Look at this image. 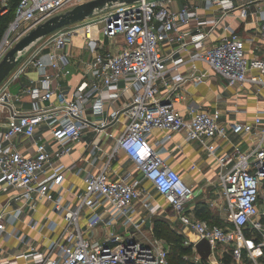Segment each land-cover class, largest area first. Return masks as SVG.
I'll use <instances>...</instances> for the list:
<instances>
[{"label":"built area","instance_id":"1","mask_svg":"<svg viewBox=\"0 0 264 264\" xmlns=\"http://www.w3.org/2000/svg\"><path fill=\"white\" fill-rule=\"evenodd\" d=\"M87 1L19 0L2 35L0 60L31 28ZM9 2L0 0V15ZM205 2H115L52 33L47 52L39 48L27 55L32 46L23 52L26 59L10 74L16 80L30 66L38 71V85L27 88L30 108L15 106L8 86L0 89L5 124L0 129V193L8 196L0 206V237L16 239V252L1 257L0 264H175L165 241L144 228L153 214L154 194L166 199L185 234L196 235L194 241L185 237L184 244L194 248L201 239L210 242L209 261L225 264L221 257L228 252L235 264L246 258L264 264V56L249 58L247 41L228 24L223 25L228 35L213 44L208 40L230 14L252 18L264 40V0ZM79 33L92 58L68 94L53 86L70 73L68 54L57 49ZM105 39H120L118 49L103 50ZM198 63L207 69L198 70ZM186 64L189 71L181 73ZM211 72L227 87L248 84L254 91L259 106L250 121L228 118L218 107L189 108L188 116L175 109L181 86L188 81L199 85ZM126 96L128 101L115 106ZM119 123L115 150H123L135 170L113 175V153L93 170L102 150L98 136ZM155 130L164 134L152 144ZM87 132L94 136L84 141ZM175 133L200 144L216 164L214 184L221 200L216 207L227 212L222 225L188 211L195 191L162 155ZM80 142L89 150L84 163L66 164ZM70 172L82 173L80 190L66 186ZM39 202L58 218L33 217ZM21 220L39 238L17 228Z\"/></svg>","mask_w":264,"mask_h":264},{"label":"crops","instance_id":"2","mask_svg":"<svg viewBox=\"0 0 264 264\" xmlns=\"http://www.w3.org/2000/svg\"><path fill=\"white\" fill-rule=\"evenodd\" d=\"M202 12L204 13V16L207 15V10H203ZM225 24H228L232 30L239 32L240 35L247 41V56L249 58L264 56V52H258L260 50L259 45L264 44V40L258 33L257 24L250 17L247 18V20H242L238 19L236 15L230 14L226 16L224 22L209 36L208 40L211 44L219 41V39L229 34L230 30H224L223 28V25L225 26ZM49 40L50 37L44 40L42 47L40 48L41 52H47L52 49V45ZM120 42V39L112 43L105 39L103 50H117V44ZM63 50L68 54L70 73L60 75L53 81V86H57L59 89L64 90L68 94H73L76 85L84 76L86 64L92 58V54L85 46L81 33L74 34L71 37L70 43L67 44L64 49H57L58 52ZM197 65L198 70L207 69L203 63H198ZM179 71L181 73H187L189 71V65H183ZM38 75V71L30 66L19 76L18 79L8 85L10 98L15 106H22L25 109L30 108L31 95L27 93V88L31 85H38ZM180 92L182 94V98L173 104L175 109L185 116H188L189 108H204L211 110L218 107L224 111L228 118L250 121L259 106L255 97L252 95L254 91H252L248 84H244L239 87H227L224 81L212 72L210 73V77L199 85H194L192 81L186 82L181 86ZM103 95L107 96V92H104ZM128 100L129 97L126 96L125 98L119 100L115 106L122 105L123 102ZM237 107L239 108V111L233 112L232 109ZM0 121V129H2L5 126L3 115L0 116ZM118 126L119 125L115 126L114 129H111L110 133L107 129V134L104 136H98L97 139L102 146V150L99 152L98 162L92 167L93 170L97 169L103 161L108 160L109 155L112 153L113 156L111 158L110 172L113 175L121 176L126 171L135 170V167L127 154L121 149L115 150V138L117 137L119 131ZM163 134V131L155 130L150 136V142L155 144L159 138L163 136ZM91 136H94L93 133H90L87 141ZM88 155L89 150L87 151L86 144L84 145V143L80 142L76 145L75 151L64 159V162L68 164L73 160L80 159V163H84L82 156L87 158ZM162 155L165 157L168 164L173 169L178 171L184 181L192 186L195 191V197L189 204L188 211H190L195 217L205 220H208L206 219V216H214L215 213H219V207H216V204H220L221 200H219L216 185L214 184L217 168L216 164H214L208 156L207 151L200 144L186 140L183 133H175L172 139L165 144ZM193 165L195 168H192ZM82 167L85 169L83 165ZM81 176L82 173H68L66 176V186L73 185L76 190H80L83 186ZM134 176L142 178V174L136 171ZM144 183L145 186L150 187L149 182ZM156 196L158 195L154 194L152 209L153 214L144 227L147 234H151V231L154 233L153 228L155 220H153V215L156 213V205H160V203L156 200ZM7 197L8 196L6 194L0 193V206L5 202ZM161 198L164 200L162 202H164L166 206H169L166 199L163 196H161ZM171 211L170 218L172 220H177L181 225L172 209ZM32 215L38 220L43 219L45 216L52 219L58 218V216L55 215L51 211L50 207L44 202L38 203L37 209L32 213ZM16 227L21 229L26 234L39 238L37 233L28 227L24 220L19 221L16 224ZM10 228L11 226H7L8 230ZM180 233L183 234L184 239L186 237L189 240H196V235L193 233ZM14 252H16V239L10 238L8 240H4L0 237V259L5 255Z\"/></svg>","mask_w":264,"mask_h":264},{"label":"water","instance_id":"3","mask_svg":"<svg viewBox=\"0 0 264 264\" xmlns=\"http://www.w3.org/2000/svg\"><path fill=\"white\" fill-rule=\"evenodd\" d=\"M134 1L136 0H90L37 24L15 42L0 60V84L21 62L23 52L38 40L51 35L61 28L86 20L96 12L105 10L112 3H132ZM194 248L201 260L209 261L212 249L207 239H201L196 242Z\"/></svg>","mask_w":264,"mask_h":264},{"label":"rangeland","instance_id":"4","mask_svg":"<svg viewBox=\"0 0 264 264\" xmlns=\"http://www.w3.org/2000/svg\"><path fill=\"white\" fill-rule=\"evenodd\" d=\"M187 2H193V3L201 5V6H203L206 3L205 0H187ZM7 6L9 8V4ZM70 27H72V25L66 26V27L61 28V29H69ZM51 36H52V34L48 35V37H51ZM48 37H44L43 39H40L39 41L34 43L32 45V47L30 48V50L28 51L27 55L30 54V52H34L35 50L41 48L44 40L48 39ZM1 42H2V37H0V43ZM259 46H260L259 47L260 50L258 52L259 53L264 52V44H260ZM27 55H25L23 60L26 59ZM13 81H15V80H12L11 74H9V76L0 84V89L6 88ZM118 125H119L118 126V130H119L118 134H119V132L121 131L123 125H122V123H119ZM114 128H115V126L108 127L107 128L108 132L110 133V130L114 129ZM107 129H106V131H107ZM89 135H90V132L85 133L84 137H83V140L87 141ZM100 135L104 136L105 134L101 133ZM97 141H98V139H97ZM82 143H84V145H85V142H82ZM156 200H157L158 203H160V205H156V207H155L156 208V213L153 215V220L162 219V220L165 221V224L168 226V228H170V229H172L174 231H177V232H183L182 226L178 223V221L177 220H172L170 218V212H172L171 211V207L166 206L165 203L162 202L164 200L159 195L156 196ZM161 205H163V206H161ZM226 217H227V212L225 210H223V209H219V213H215V215L213 217L206 218V219L210 220L213 223H217V224L222 225L224 223V220L226 219ZM165 245H166V247H167V249L169 251L170 258L174 261V262L173 261L172 262L177 264V262H175V261H177V259L172 257V254H171L170 249H169V245L166 242H165ZM219 249H221V248H219ZM183 257L189 262H192V263H195V264H202L200 257L198 256V254L194 250H192L189 253L184 254ZM213 260L214 259H212V261H206V264H215V263H213ZM232 263L233 262L231 260V264ZM241 264H250V263H249L248 260H245V262H242Z\"/></svg>","mask_w":264,"mask_h":264},{"label":"trees","instance_id":"5","mask_svg":"<svg viewBox=\"0 0 264 264\" xmlns=\"http://www.w3.org/2000/svg\"><path fill=\"white\" fill-rule=\"evenodd\" d=\"M18 1L19 0H10V2L8 3L9 4L8 11L0 15V37H2L5 29L8 26V23L12 20ZM211 217L213 216L211 215L206 216V218H211ZM214 224H217V223H214ZM153 229H154V235L157 238L163 239L169 245V249L172 254V257L177 259V261H175L177 262V264H195V263L187 261L183 257L184 254L191 252L192 250H194V248L192 245L184 244V238H183L182 233L168 228V226L165 224V221L162 219H156L154 221ZM169 258H170V255H169ZM170 260L173 261L171 258ZM231 260H232L231 255L228 252L224 253L223 256L221 257V261L225 264H231ZM245 260H248V259L247 258L244 259L243 262H245ZM201 263L206 264V260H201ZM232 264H235V263L233 262Z\"/></svg>","mask_w":264,"mask_h":264}]
</instances>
